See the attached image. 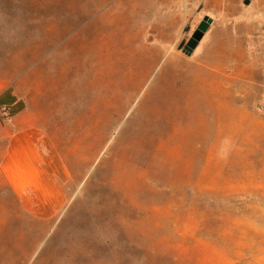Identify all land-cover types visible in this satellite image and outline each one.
<instances>
[{"label": "rangeland", "instance_id": "1", "mask_svg": "<svg viewBox=\"0 0 264 264\" xmlns=\"http://www.w3.org/2000/svg\"><path fill=\"white\" fill-rule=\"evenodd\" d=\"M173 1L93 22L108 5L0 0L38 27L99 8L85 13L90 33H120L0 44V78L28 72L20 93L52 147L36 220L13 225L35 231L36 264H264V0ZM158 14L173 18L161 37ZM204 16L213 23L186 56Z\"/></svg>", "mask_w": 264, "mask_h": 264}, {"label": "crops", "instance_id": "2", "mask_svg": "<svg viewBox=\"0 0 264 264\" xmlns=\"http://www.w3.org/2000/svg\"><path fill=\"white\" fill-rule=\"evenodd\" d=\"M128 2L133 6L161 4L169 9L174 4L173 0H94V4L109 7L101 12L99 8L83 9L73 20L50 15L39 27L34 23L36 17L30 13L15 7H0V44L62 45L74 39H83V43L118 42L106 40L120 37L111 24L95 26L96 31L90 33V24L83 23L89 18L85 13L100 12L92 20L99 22L118 15L121 12L118 6ZM261 15L262 12L260 19ZM152 17L156 25L152 27L155 32L151 35L158 37L160 34L161 37L165 21L169 20L170 25L173 18L164 14ZM147 19L149 21V17ZM128 37L125 34V38ZM27 75L28 72L0 78V264H36L35 231L31 235L30 229L22 232L13 225L21 220H36L38 172L50 173L52 166L51 160H46L52 156L46 132L20 93ZM51 179V174L48 178L44 175V181Z\"/></svg>", "mask_w": 264, "mask_h": 264}, {"label": "water", "instance_id": "3", "mask_svg": "<svg viewBox=\"0 0 264 264\" xmlns=\"http://www.w3.org/2000/svg\"><path fill=\"white\" fill-rule=\"evenodd\" d=\"M212 23H213L212 18H210L209 16H204L202 20L199 22L197 28L190 36V38L182 47L181 52L186 56H190L195 51L198 44L204 37L205 33L208 31Z\"/></svg>", "mask_w": 264, "mask_h": 264}, {"label": "built area", "instance_id": "4", "mask_svg": "<svg viewBox=\"0 0 264 264\" xmlns=\"http://www.w3.org/2000/svg\"><path fill=\"white\" fill-rule=\"evenodd\" d=\"M261 26L264 33V8L262 10V15H261ZM256 110L259 114L264 116V92L257 103Z\"/></svg>", "mask_w": 264, "mask_h": 264}]
</instances>
